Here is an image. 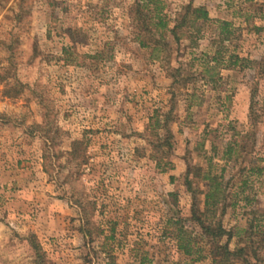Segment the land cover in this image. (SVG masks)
I'll return each mask as SVG.
<instances>
[{"label":"rangeland","instance_id":"1","mask_svg":"<svg viewBox=\"0 0 264 264\" xmlns=\"http://www.w3.org/2000/svg\"><path fill=\"white\" fill-rule=\"evenodd\" d=\"M136 1L0 0V264H214L190 220L209 170L229 248L246 247L233 264H264V0H161L170 24L189 2L213 22L153 55ZM177 218L201 251L176 247Z\"/></svg>","mask_w":264,"mask_h":264},{"label":"trees","instance_id":"2","mask_svg":"<svg viewBox=\"0 0 264 264\" xmlns=\"http://www.w3.org/2000/svg\"><path fill=\"white\" fill-rule=\"evenodd\" d=\"M164 4L161 0H137L134 3V11L139 17L143 18L144 26L150 27L147 30L149 33V40L147 42L139 40V45L141 47H150L151 55L154 52H159L161 47L166 46L165 42L166 34H171V37L174 41H178L179 32L182 28H187L189 30L200 31V26L207 22H213L209 16L207 10L203 6H192V2H189L182 8V13L174 20L173 24L169 23L167 16L163 13ZM145 10V11H144ZM147 17V19H145ZM219 23V33L220 41L228 40L231 37V24L227 21H216ZM193 28V29H192ZM190 37L191 34H190ZM221 51L218 49L214 52L213 56L209 57L206 61L202 63L200 69L201 78L206 82H215L218 78V68L222 63ZM226 67H235L239 61L245 62L247 60L240 59L236 55H229L227 58ZM240 67H243L241 64ZM264 68L261 70L263 71ZM178 72V68L174 70ZM194 99L195 94L191 95ZM264 107V100H263ZM170 116L165 115V120L168 121ZM164 120V122H165ZM157 122V119L155 120ZM171 135L169 131H166L164 139L162 142H165L167 145V150L170 149L171 144L169 142ZM162 139V138H161ZM162 145V144H161ZM236 145L233 143L226 144L224 151L222 152V159L229 160L232 157V154L235 153ZM167 165H169L167 163ZM251 173L256 171L258 174L261 173L262 168L256 166L248 169ZM197 171L200 173V169ZM203 179L206 180L207 186L206 190L203 192V199L201 201V209L196 207L195 198L191 207V221L195 222L200 230V237L206 240V244L210 247L209 255L214 264H233L235 258H243V255L246 252L245 246H236L233 250L229 248V242L233 237V234L230 229H225L221 221L216 218L217 209H221V214L224 213L225 208L228 204H225V196L223 187V178L219 175H214L210 172H206L203 176ZM245 182H242L244 184ZM245 201L248 202V199L245 197ZM234 206V204H230ZM257 208L254 206L253 211L250 213L255 214ZM220 217V216H219ZM181 218L175 220H167V225L173 228V231L176 232L175 238L177 239L176 247L181 250L186 255H191L194 252L201 251L200 248H195L191 246L194 242L191 239V232L184 228L181 225ZM255 218L248 220V227L244 229V232H247L250 236L253 233L259 231L254 229L257 226L253 225ZM180 222V223H179ZM225 236L226 239L224 243H219V240ZM194 245V244H193ZM196 249V250H195ZM255 253V251H252ZM253 253V254H254ZM255 264V263H254Z\"/></svg>","mask_w":264,"mask_h":264}]
</instances>
